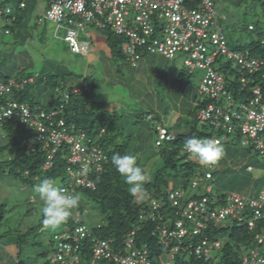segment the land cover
I'll list each match as a JSON object with an SVG mask.
<instances>
[{
  "label": "built area",
  "instance_id": "obj_1",
  "mask_svg": "<svg viewBox=\"0 0 264 264\" xmlns=\"http://www.w3.org/2000/svg\"><path fill=\"white\" fill-rule=\"evenodd\" d=\"M24 8V3H19ZM213 0H200L198 8H187L184 0H49L43 19L60 24H66L63 41L74 54L86 55L90 49L88 41H79V31L84 25L91 24L101 31H109L116 36L124 37L121 52L131 67L136 68L143 52L144 55H160L165 59H173L175 54L184 55V67L189 74L194 70L202 72L198 95L211 101H219L227 94L229 82L214 69L217 58L225 57L231 62L238 76V83L243 87L250 77L259 74L263 62L250 57L247 53L231 51L227 38L219 21L225 20L224 14H218ZM10 2L0 0V23L5 19L8 23L14 20ZM39 20H37L38 23ZM251 29V27H249ZM8 33L7 30L4 32ZM32 80L9 79L0 83V98L11 94L13 90L23 88ZM229 99V96L228 98ZM263 90L260 86L252 89V98L247 103L231 105L227 109L209 103L196 111V121L207 124L214 131H225L227 134L237 132L241 137L253 141L255 149L264 155V102ZM58 110L44 112L40 107L32 112L26 104L15 101L0 104V124L17 119L30 133L23 141L28 152H34L35 146L41 144V151L46 155L42 168L47 170L53 164L54 156L61 145H68L65 168L67 184L75 188L84 187L94 191L95 185L89 179L90 173H102L108 163L106 153L99 146L104 133L95 136L83 131H70L61 119L54 122ZM146 120L154 125L155 146L175 139V135L160 123H155L152 117ZM211 138L221 139L212 135ZM249 142L241 141L245 146ZM215 165V164H214ZM207 166L213 168V166ZM86 169V171H85ZM248 171H252L248 167ZM204 178L192 182L190 188L195 190L200 183L205 184L204 193L199 199L190 197L184 199L180 191L170 193L169 202L173 207L174 217L164 220V213L149 214V220L156 224L155 234L159 244L170 248L169 253L160 258V264H174V257L180 252L188 253L201 262L210 264L215 254L222 246L221 240L210 239L204 231L208 223L215 226L236 222L246 225L254 232L253 249L241 255L242 264H264V179L256 197H244L235 192H225L222 198L213 194V185L208 184L212 174L206 172ZM206 181V182H203ZM64 188V187H63ZM155 208V207H154ZM85 215L86 212L84 211ZM83 215V216H84ZM81 216L77 214L76 221ZM192 222V226L186 223ZM93 227V226H92ZM89 225H76L74 231L63 233L55 238L57 249L49 258L50 264H157L149 258L146 248H136L134 231L129 232L124 240L123 249L117 251L110 246L111 240L97 238ZM100 228L97 226L96 229ZM196 238L184 248L185 239ZM187 239V240H188ZM89 240L90 255L83 256L82 241ZM66 241V242H65Z\"/></svg>",
  "mask_w": 264,
  "mask_h": 264
},
{
  "label": "rangeland",
  "instance_id": "obj_2",
  "mask_svg": "<svg viewBox=\"0 0 264 264\" xmlns=\"http://www.w3.org/2000/svg\"><path fill=\"white\" fill-rule=\"evenodd\" d=\"M18 1L6 0L15 9L14 13L18 18L16 23L14 21L10 24L13 28L11 34L4 35L3 24L0 23V74L17 77L23 70L28 75L40 72V83L37 87H31L29 90L36 101L42 104L50 99L52 93L54 94V87L49 83L47 84L45 80L50 81L49 75H58L59 71L64 72V75L57 81L59 84H65L64 88H60L64 89L63 91H67L70 86L79 85L85 74L88 77L92 76L97 82V99L104 102L109 112H113L112 108H108L109 103L122 102V105H126V107H119L116 110L117 115L120 117L118 122L121 131L120 138L123 141L131 139L130 142H127V144L130 143L129 152L136 153L138 164L144 169L148 179L152 177L153 171L160 160L159 155L155 154L157 149L154 147L153 128L146 120V114L152 113L162 118L163 123H170L167 119L175 110L180 108L182 102L187 101L188 97L194 95L196 100H200L198 86L202 72L194 70L192 74H189L183 64L185 57L180 53L175 54L173 59H165L160 55H146L143 58L142 55L138 67L131 68L130 64L122 59V52L120 53L122 56L111 54L106 43V33L91 24L84 25L83 30L79 31V41L90 42V50L86 55H73L74 53H70L67 44L62 40L66 32V24L62 23L57 27L56 23L45 21L42 18L49 0H20L24 1L26 8L16 10ZM214 1L216 12L218 14L223 12L227 16L226 21L221 25L225 34L229 35L227 37H231V45L247 43L254 39L253 35L240 27L253 23L255 19L262 18L261 9L257 5L253 6L252 0H247V5L242 6L239 10H236L229 0ZM243 10H246L244 15ZM36 19H40V21L37 23ZM261 21L264 20L261 19ZM232 47L230 46L229 49L236 51ZM92 56L94 58L90 62L93 64L95 59L101 60V63H98V69H95L96 76H93L94 70L92 72L91 67L88 66V60ZM218 59H220L222 65L227 64L225 57L220 56ZM48 63H54L60 70H45L44 68L49 65ZM117 66L119 73L115 74L114 69L116 70ZM218 66H214V69L220 72ZM222 75L224 76V74ZM116 76H118V79ZM106 78H110V81H116L117 85L102 84L103 80L106 81ZM42 89L44 91H41ZM113 94L117 96V99L114 98ZM223 105L225 108L230 107V104L223 103ZM188 108L187 114L185 112L181 115L182 122H176L175 127L171 129L172 132L176 133V124L180 126L182 123L183 126H188V130L195 127L202 130L204 124L197 123L195 120L197 109L192 105ZM162 111H164L163 114ZM220 138L224 155L213 169L214 182L212 185L224 192L233 191L244 197H253L262 186L264 155H260L252 144L253 141L250 142L246 137H237V135L231 134ZM244 140L249 143L241 146L240 143ZM138 144H141L144 150L138 151ZM181 153L184 154L185 152L181 151ZM188 157L194 158L191 154ZM184 162L186 161H179V164ZM195 162L198 163L199 169H202L203 165L197 159H195ZM221 165H224V168H221ZM2 166L4 165H0L1 172ZM248 167L253 170L249 172V176H247L246 171ZM1 172L0 237L9 231L8 233L11 236L8 235V237L15 239L17 233L23 234L29 228L36 227L39 224L42 218L40 209L43 201L40 199L39 194L35 192V185L30 186L12 175ZM171 175L172 177L169 179L170 189L179 190L182 189V185H186L184 199L193 197V194L202 195L204 193L205 184H200L199 189L192 190L190 188L192 182L197 181L196 177L191 175L187 178L190 181L186 182L185 173L181 172L176 175L171 173ZM54 182L59 187L61 186L60 179ZM207 183L211 184L210 181ZM216 192L215 190L213 194H216ZM139 200L140 197H138ZM83 202L84 209L87 212L85 221L92 227L100 221L96 205L87 199H83ZM186 225L192 226L193 224L190 222ZM41 228L42 231L38 238L42 244L41 247L22 244L21 249L17 247L15 250V258H19L25 264H31L38 253L51 249L48 243L52 236L55 233H60L63 229H68L69 226L67 222H64L55 230L45 228L44 225ZM30 242H33V240L29 239L28 243ZM254 247L255 245L252 249ZM249 250L247 249L246 252ZM7 252L10 251L5 247L0 248V253H2L0 256L3 257ZM13 264H15V261Z\"/></svg>",
  "mask_w": 264,
  "mask_h": 264
},
{
  "label": "trees",
  "instance_id": "obj_3",
  "mask_svg": "<svg viewBox=\"0 0 264 264\" xmlns=\"http://www.w3.org/2000/svg\"><path fill=\"white\" fill-rule=\"evenodd\" d=\"M199 1L200 0H184V5L188 8H195L198 6ZM229 1L231 4H233L232 6L236 10H239L242 6L247 5V0ZM252 2L253 6L257 5L261 9L260 11L262 18L255 19L253 23H249L246 26L240 27L242 30H246L248 33H250V35H253L254 39H251L250 42L247 43H235V45H231V37H227L229 36L227 34L225 35L227 38L228 47L233 46L232 48L234 50L247 53L250 57L261 60L263 62L261 71L264 72V21H261V19L264 20V0H252ZM19 3L20 0L18 1L16 10H23L26 8L25 7L21 9L19 7ZM14 12L15 9L13 8L12 15L15 16L16 19L14 21L16 23L18 18ZM245 12L246 10L242 11L243 15ZM37 20L39 19H36V21ZM3 21L5 20H2L1 22L3 24V29L9 31L8 35L11 34L13 28L10 26V24H12L14 21L12 23ZM221 24L220 26L223 30V26ZM248 27H251L252 29L249 30ZM103 32L106 33V43L111 54L114 53V56H122L120 53L121 44L124 41V37L116 36L109 31ZM140 54H142L144 57L143 52L141 53L140 51ZM122 59L126 60V57L123 55ZM48 64L49 65L44 68L45 70H60V68L56 67L54 63ZM216 65H219L218 70L224 74V78L227 82H229L226 86L227 94L222 96L217 103L216 101H211L198 95L200 100H197L195 103V108L197 110L201 107H206L209 103H215L224 109L227 108H225L223 103L228 105L231 104L233 106L239 103H247L248 100L252 98V89L255 86H260L262 88V100L264 102V78H261L259 74H254L251 76L249 82H247L243 87L238 83V76L236 75V71L233 69L231 62L227 61V64L222 65L220 63V59L217 58L214 66ZM91 69L92 72L94 70V73H92L93 76H96L97 72L95 69H98V63L92 66ZM114 73H119L118 66L116 70L114 69ZM63 75V71H59L58 75L51 74L48 76L50 77V81L44 77L46 83H49L54 87V94L52 93L50 99L42 104L41 102L36 101L35 97L29 90L31 87H37L40 83V72L33 75H28L25 73V70H23L17 77H10L8 75L0 74V83H5L9 79H14L15 82H19V79L21 80L22 78L25 80L28 78L32 79V82L26 83L23 88L13 90L11 94L0 98V104L9 101H15L19 104H26L32 112L36 111L37 107H40L44 112H51L56 109L58 111L56 117L54 118V122L59 119L63 120L69 131L70 126H74L75 130L83 131L90 136L97 134L100 129H103L105 132L100 138L99 146L104 150V152L107 153L109 162L105 166L102 173L89 174V179L93 182L96 189L94 191L84 187H78L74 189V192L72 193L79 194L81 199L78 207L72 210L71 215L65 221L68 223L69 228L61 230L60 233H55L48 243L49 248L51 249L49 251L47 250L38 253L31 264H50L49 258L56 252L58 244V240L55 238L63 235V233H70L74 231L76 225H88L85 221L86 215L83 214L85 210L83 199L92 201L96 205L97 213L100 217L99 223L93 225L92 227L94 236L105 240L110 239L111 248L113 247L114 250L117 251L118 249H123L124 240H126L127 235L129 232L134 231L135 247L139 249L146 248L149 253V258L154 260L155 263L160 264V258L169 253L170 248H166L159 244L158 237L155 234L156 224L151 222L147 215H157L158 213L163 212L165 221L171 220L174 217V213L172 212L173 207L169 202V195L175 191H180L182 197L184 198L186 185H182V189L179 190L170 189L171 187L169 184V179L172 177L171 173H174V175L181 172L185 173L184 177L186 178V182H189L190 180H187V178L191 175L196 177L198 180L199 178H204V174L206 172H210L212 174V178L211 180L207 181H210L211 184L214 182L213 169H215L216 164L212 169L208 168L207 166H202V169H199L198 163L195 162L196 158H189L188 155L190 154L183 149L185 139L190 136L211 138L214 134L216 137L221 139V136H227L231 134H227L225 131H214L207 124H202V130H198L195 127L192 128L190 133L186 135L174 134V140L170 142H164L160 147H155L154 144L155 149H157L155 154L159 155L160 162L153 171V176L151 175L152 177H150L145 182V193L138 201V197L133 198L129 194V186L124 182L123 177L114 169L110 162L112 155L115 153H119L121 155L130 153L136 156V153L129 152L130 143L127 144V142H130L131 139H126L123 141L120 138L121 131L118 125L120 117L117 115V111L109 112V110L106 109L107 107L104 105V102L97 99V82L92 76L88 77L85 74L83 77L84 79L79 85L70 86L67 91H63L64 89L62 90L60 88H64L65 84H59L57 82ZM120 76L122 77V75ZM108 81V84L111 86H114V83H116V81H110V78ZM118 82L120 83V81ZM41 91H44V89ZM228 96L229 99H227ZM147 116L152 117L155 123H160L166 126L162 120H160L161 118L155 116L154 114L147 113L146 117ZM149 123L151 124V122ZM151 125L153 128L155 142L156 132L154 125ZM234 134L237 135V137H240L237 132ZM29 137L30 133L24 128V125L17 121V119H12L0 124V165H4L2 166L4 169L2 168V172H0L7 175H12L23 183L29 184L30 186L37 185L45 178H51L53 181L60 179V187H64L70 191L71 187H69L67 184V179L65 177V168L68 165L66 159L68 145L64 144L60 146V149L54 156L52 166L45 170L42 168V166L46 161V155L41 151L42 145L37 144L35 146L34 152H28L26 145L23 144V141L27 140ZM137 147L139 150L143 148L141 144H138ZM181 151H184L185 153L182 154ZM179 161L186 162L179 164ZM212 189L213 192H215V190L217 191L216 194H214L215 196H218V198L223 197V191L217 190L218 188L216 186L214 187V185ZM199 196L200 194H193L194 199H199ZM77 214L81 216L80 222L76 221ZM42 219L43 218H41L39 224L36 227L29 228L28 231L24 232L23 234L17 233L15 239L18 249L22 248V244H31V247H41L42 244L38 238L42 231ZM97 226H100V228L96 229ZM8 232L4 233L0 238L6 236L8 237V235L11 236ZM204 233L210 239H219L222 242L221 249L209 262L210 264H242L241 255L244 254L247 249H252L254 246V232L248 231L246 225H241L236 222L217 226H215L213 223H208V227ZM29 239H32L33 242L28 243ZM195 241L196 238L192 239L191 241L185 239L183 242V245L185 246L184 248L188 247L190 243L194 244ZM90 245L91 244L89 243V240L82 241V247L84 248L82 254L84 258L88 259L90 255ZM15 264L25 263L17 258ZM174 264H201V262L188 253L180 251L174 257Z\"/></svg>",
  "mask_w": 264,
  "mask_h": 264
},
{
  "label": "clouds",
  "instance_id": "obj_4",
  "mask_svg": "<svg viewBox=\"0 0 264 264\" xmlns=\"http://www.w3.org/2000/svg\"><path fill=\"white\" fill-rule=\"evenodd\" d=\"M20 2L24 3V1H20ZM199 4L200 1L198 5ZM25 7L26 5L24 3V8ZM195 8H198V6ZM13 17L15 20L16 19L15 16ZM4 35H8V33L7 34L4 33ZM70 53L72 52L70 51ZM76 55H80V54H76ZM30 79L31 78H28L26 80H30ZM100 130L97 134L100 133ZM97 134H94L93 136ZM183 149L189 154L193 155L197 159V161L203 166H212L216 164L224 155L223 145L218 139L215 138H200L198 136L187 137L184 141ZM110 162L111 165L114 167V169L123 177L124 182L129 186L128 187L129 194L133 198L142 197L145 193L144 184L148 180V176L146 175L144 169L138 164L137 157L130 153H125L123 155L119 153H115L112 155ZM34 190L36 193L39 194L40 199L43 201L42 207L40 209L43 218L42 223L45 228H50L52 230H55L57 227H59L69 218L72 210L78 207L81 199L79 194L70 193L67 189L59 187L51 178H45L41 180L37 185H35ZM84 211L86 212V210ZM85 215H87V212Z\"/></svg>",
  "mask_w": 264,
  "mask_h": 264
},
{
  "label": "crops",
  "instance_id": "obj_5",
  "mask_svg": "<svg viewBox=\"0 0 264 264\" xmlns=\"http://www.w3.org/2000/svg\"><path fill=\"white\" fill-rule=\"evenodd\" d=\"M220 14H224L225 15V17H227L226 16V14L225 13H220ZM226 21V19L223 21V20H221V21H219V24H221L222 22H225ZM91 46V45H90ZM91 48V47H90ZM146 56V55H145ZM86 57H88V56H86ZM92 58H94L93 56L88 60L89 61V67H92V66H94V65H96L97 63H100L101 61L99 60V59H95V62H94V64L93 63H91L90 61H91V59ZM144 58V57H143ZM142 59V58H141ZM138 67V66H137ZM103 69H104V67H102ZM131 68H133V67H131ZM54 69H52V71H53ZM117 77V79H118V76H116ZM109 79V78H108ZM108 79L106 78L105 80L106 81H104L103 80V82H102V84L103 83H105V84H107V83H109V81H108ZM101 84V83H100ZM114 84H116L117 85V83H114ZM113 96H114V98L115 99H117V96L115 95V94H113ZM119 100V99H118ZM196 99H195V96L193 95V97H188V99H187V104H186V102H182L181 104H180V108L178 109V110H175L173 113H172V115L169 117V119H167L170 123H164L167 127H168V129H169V131H173V130H171V129H173V127H175L174 126V124L176 123V122H182V118H181V115L182 114H185V112H186V114H187V112H188V110H189V106H194L195 107V103H196ZM110 105H108V108L110 107V108H112L113 109V111H116V110H118V108L120 107V108H122V107H126V105L125 104H123L122 105V102L120 103V102H117V103H114V104H111V103H109ZM191 104V105H190ZM116 105H118L117 107H116ZM153 108H155V107H153ZM163 112L164 111H162L161 113L163 114ZM160 120H163L162 118L160 119ZM195 120H196V114H195ZM163 122H164V120H163ZM197 122V121H196ZM176 126H177V132L176 133H174V132H172L173 134H175V135H186V134H188V133H190V131H191V129L190 130H188V126H183V123L182 124H180V126H178L177 124H176ZM188 130V131H187ZM222 142V141H221ZM139 150V149H138ZM141 150H144V147L143 148H141ZM141 150H139V151H141ZM223 166V167H222ZM221 168H224V165H221ZM248 169V168H247ZM247 171V176H249L250 174H249V172H252V171H248V170H246ZM264 179V178H263ZM247 181V180H246ZM217 190H219V188L217 189ZM220 191H221V189H220ZM219 191V192H220ZM224 192V191H223ZM226 192H233V191H226ZM236 193V192H235ZM258 193H259V191H258ZM258 193H256V195H253V197H256L257 195H258ZM238 194V193H237ZM252 197V198H253ZM0 248L1 249H3L4 247L7 249V250H9L10 252H7L6 254H4V256L2 257V256H0V264H13L14 263V261H15V263H16V260H17V258H15V250L17 249V244H16V239H14L13 237H3V238H1L0 239ZM0 254H2V253H0ZM14 258V260H12ZM16 259V260H15Z\"/></svg>",
  "mask_w": 264,
  "mask_h": 264
}]
</instances>
